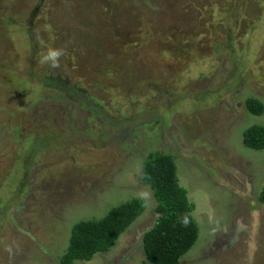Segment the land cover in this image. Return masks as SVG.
Wrapping results in <instances>:
<instances>
[{
  "label": "rangeland",
  "instance_id": "obj_1",
  "mask_svg": "<svg viewBox=\"0 0 264 264\" xmlns=\"http://www.w3.org/2000/svg\"><path fill=\"white\" fill-rule=\"evenodd\" d=\"M249 96L264 105V0H0V264H60L74 223L134 197L145 209L114 245L72 264H149L156 150L195 206L179 262L264 264Z\"/></svg>",
  "mask_w": 264,
  "mask_h": 264
},
{
  "label": "trees",
  "instance_id": "obj_2",
  "mask_svg": "<svg viewBox=\"0 0 264 264\" xmlns=\"http://www.w3.org/2000/svg\"><path fill=\"white\" fill-rule=\"evenodd\" d=\"M244 107L254 115H260L264 110L263 103L253 96L244 100ZM242 143L251 149H263L264 125L246 127ZM176 170L174 157L159 150L149 152L142 163L141 181L152 189L157 213L154 223L141 238L142 251L149 264H181L180 256L199 236V227L193 216L194 203L179 184ZM260 199L264 202V189ZM144 209V200L134 197L112 207L99 218L74 223L60 264L90 260L95 253L108 251Z\"/></svg>",
  "mask_w": 264,
  "mask_h": 264
},
{
  "label": "clouds",
  "instance_id": "obj_3",
  "mask_svg": "<svg viewBox=\"0 0 264 264\" xmlns=\"http://www.w3.org/2000/svg\"><path fill=\"white\" fill-rule=\"evenodd\" d=\"M66 54L64 48H48V50L41 56L40 63L47 64L51 68H57L60 64V58Z\"/></svg>",
  "mask_w": 264,
  "mask_h": 264
},
{
  "label": "flooded vegetation",
  "instance_id": "obj_4",
  "mask_svg": "<svg viewBox=\"0 0 264 264\" xmlns=\"http://www.w3.org/2000/svg\"><path fill=\"white\" fill-rule=\"evenodd\" d=\"M252 236H253V234H252ZM255 236H253L252 238H254ZM252 258L251 259H249V264H251L252 263Z\"/></svg>",
  "mask_w": 264,
  "mask_h": 264
},
{
  "label": "bare ground",
  "instance_id": "obj_5",
  "mask_svg": "<svg viewBox=\"0 0 264 264\" xmlns=\"http://www.w3.org/2000/svg\"><path fill=\"white\" fill-rule=\"evenodd\" d=\"M253 234H254V232H253Z\"/></svg>",
  "mask_w": 264,
  "mask_h": 264
}]
</instances>
